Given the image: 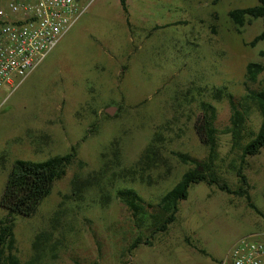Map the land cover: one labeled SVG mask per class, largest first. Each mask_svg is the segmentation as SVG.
I'll return each mask as SVG.
<instances>
[{"label": "rangeland", "instance_id": "obj_1", "mask_svg": "<svg viewBox=\"0 0 264 264\" xmlns=\"http://www.w3.org/2000/svg\"><path fill=\"white\" fill-rule=\"evenodd\" d=\"M4 0H0V6ZM257 0H95L43 60L1 95L0 196L15 159L43 161L77 145L65 175L30 216L14 219L12 252L28 264L35 235L48 227L65 200L71 227L54 255L37 264H219L235 239L264 230V148L241 162L233 147L228 101L213 99L225 86L234 100L245 94V66L264 64V41L248 43L262 30L260 18L247 19L239 30L228 11L254 6ZM20 81V82H19ZM250 89L264 88V71ZM215 107L216 172L227 185L240 186L236 169L246 176L245 196L205 182L192 184L166 231L138 224L116 197L115 189H134L149 213L162 194L188 169L208 162L207 147L195 132L201 103ZM114 107L112 114L105 109ZM245 136L256 132L261 116L253 104ZM94 125V126H93ZM158 131L166 172L157 183L117 182L102 205L90 189L79 202L69 199L73 177L84 178L102 164L101 153L119 139L121 166H130ZM195 162H183L175 153ZM83 165H79V162ZM65 196H68L69 199ZM262 213L257 214L248 203ZM5 211L0 206V218ZM136 241H139L137 243ZM135 245V246H134Z\"/></svg>", "mask_w": 264, "mask_h": 264}, {"label": "trees", "instance_id": "obj_2", "mask_svg": "<svg viewBox=\"0 0 264 264\" xmlns=\"http://www.w3.org/2000/svg\"><path fill=\"white\" fill-rule=\"evenodd\" d=\"M124 11H126L125 0H119ZM218 1V0H214ZM228 17L232 24L239 30L247 19L260 18L262 30L248 43L255 46L256 43L264 41V0H257L254 6L234 8L228 11ZM264 71V64L249 62L245 66V81L243 83L245 94L234 100L225 86L216 87L212 90V97L216 100L225 98L231 109L230 127L233 147L241 146V162L246 156H253L264 148V88L255 91L249 88L247 82H255L258 74ZM250 104H253L261 116L260 125L256 132L247 135L249 138L244 144L241 141L245 136V120L249 114ZM203 111L200 121L195 123V132L208 149V162L186 170L180 179L164 194L157 203V211L149 213L140 195L132 188L118 187L115 189L116 197L119 198L130 211L132 217L138 224L145 225L153 232H164L168 226L175 221L178 205L181 200L188 196L190 185L205 182L215 185L219 190L245 196L249 200L246 191V176L240 167L236 169L240 186L232 190L213 167L217 154V137L214 120L216 118L215 107L206 102L201 103ZM94 126V125H93ZM161 134L156 131L148 143L140 152L138 158L128 167L121 166V150L119 139L115 138L108 151L101 153L102 164L96 171H92L84 178L73 177L71 194L69 199L79 202L84 198L86 192L94 189L98 193V199L102 205L109 202L111 189L117 182L146 183L148 185L157 183L166 177V172H158L155 177L154 170H160L166 162L161 155ZM183 162H195L194 159L182 153H175ZM77 156V145L72 146L70 151L64 155L51 156L43 161H31L15 159L7 174L3 191L0 196V206L5 215L0 218V264H22L12 252L14 244L13 224L16 216H30L38 208L40 202L47 197L53 184L62 178L67 168ZM4 154L0 155V169L4 168ZM79 165H83L80 161ZM68 199V196H65ZM68 199V200H69ZM65 200L61 201L49 219L48 227L39 231L32 242V257L28 264H37L49 255H54L58 248L61 237L71 227L70 218H66L68 208ZM248 205L259 215L260 210L253 204ZM139 243V241H136ZM135 246V245H134ZM90 264H97L96 262Z\"/></svg>", "mask_w": 264, "mask_h": 264}, {"label": "built area", "instance_id": "obj_3", "mask_svg": "<svg viewBox=\"0 0 264 264\" xmlns=\"http://www.w3.org/2000/svg\"><path fill=\"white\" fill-rule=\"evenodd\" d=\"M95 0H4L0 6V105ZM19 81V82H20ZM219 264H264V230L235 239Z\"/></svg>", "mask_w": 264, "mask_h": 264}, {"label": "water", "instance_id": "obj_4", "mask_svg": "<svg viewBox=\"0 0 264 264\" xmlns=\"http://www.w3.org/2000/svg\"><path fill=\"white\" fill-rule=\"evenodd\" d=\"M114 110H115L114 107H108L105 109L106 113H108V114H112Z\"/></svg>", "mask_w": 264, "mask_h": 264}]
</instances>
